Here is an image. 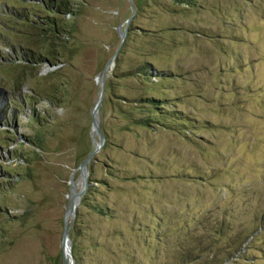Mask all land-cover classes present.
Instances as JSON below:
<instances>
[{
  "label": "rangeland",
  "instance_id": "rangeland-1",
  "mask_svg": "<svg viewBox=\"0 0 264 264\" xmlns=\"http://www.w3.org/2000/svg\"><path fill=\"white\" fill-rule=\"evenodd\" d=\"M69 1L0 0V264H62L83 186L78 264H264V0Z\"/></svg>",
  "mask_w": 264,
  "mask_h": 264
},
{
  "label": "trees",
  "instance_id": "trees-1",
  "mask_svg": "<svg viewBox=\"0 0 264 264\" xmlns=\"http://www.w3.org/2000/svg\"><path fill=\"white\" fill-rule=\"evenodd\" d=\"M69 2H70L69 0H66V1H63V0H59V1L51 0V4L50 5H46L45 4L46 0H44V4L47 6V8L51 7L54 15H61V16H62V14H69V12H71V8L72 7L70 6ZM171 2H174L176 4H183V5H186V6H190L192 4V0H171ZM26 22H30V24L34 25L36 31H38V33L36 34V38L35 39H37L38 42L40 43L39 47H40L41 50H39L38 57H33L32 59L27 58V59H24V60L25 61L26 60L31 61V62H33L32 64H36V63H39V62H42V61H48L50 63H55V61H58V59L54 57V54H55V51H54L55 49L54 48L55 47H54L53 44L55 43V40H57L59 38V36H60V32L61 31L58 28L59 22L54 21V19H52L51 17L48 18L47 23L44 22L43 24H42V22L38 23L35 20H30V19H26ZM24 56H26V55H24ZM148 64L149 63H147L143 67V68H146V69H148V68L151 69V71H148L147 73L143 74V75H146L147 79L150 78V74L153 75V76L161 75V72L152 69ZM143 68L142 69H138L136 72L139 75H141L140 73L144 72ZM156 78H158V77H156ZM144 102L146 104H148V106L151 109L155 110L156 112L161 110V106L166 105L165 102L160 101V100L155 99V98H144L140 103H144ZM16 109L20 110V107H17ZM160 114H162V117L167 120L168 117H166V118L164 117V116H166L167 113H165V114L164 113H160ZM152 120L151 121H145L144 120L140 124L143 125V126H151L150 123L153 122ZM72 245H74L73 241H72ZM71 250H72L73 257H74V263L78 264L79 260H78V258L75 256V254L73 252L74 251V246L72 247Z\"/></svg>",
  "mask_w": 264,
  "mask_h": 264
},
{
  "label": "water",
  "instance_id": "water-1",
  "mask_svg": "<svg viewBox=\"0 0 264 264\" xmlns=\"http://www.w3.org/2000/svg\"><path fill=\"white\" fill-rule=\"evenodd\" d=\"M130 3H131V0H130ZM132 13H134V11L132 10ZM125 36V31L121 32L120 34V38H121V41L123 40ZM113 60V57L108 61V63L106 64L105 68H104V71L102 73V79H101V92H100V96H99V99L95 105V108H94V111H93V120H92V127L96 133V135L98 136L99 138V143L96 145L94 151L92 153H90L88 155V157L82 162V164L80 165V170H81V174L83 176V179L85 180L86 178V164L88 163V161L90 160V158L98 153L102 143H103V136L100 132V129H99V123H98V120L95 119L94 115L98 113V108L100 106V103L103 99V96H104V79H105V75H106V72L111 64ZM84 187L83 186V189H81L80 192L78 193H75L73 192L74 196H73V199L71 201V204H70V207H69V211L66 213V216H65V220H64V228H63V233H62V241H61V247H62V264H68L69 261H71L72 264H74V261H73V258H72V254H71V242H70V239H69V230H70V227H66V222L68 220V218L70 217V215H75V210H76V207L80 201V197L83 193V190H84ZM74 199L76 200V202L74 203ZM68 241L69 244H70V248H69V252L71 254V258L70 260L68 261L64 255V245H65V242Z\"/></svg>",
  "mask_w": 264,
  "mask_h": 264
},
{
  "label": "bare ground",
  "instance_id": "bare-ground-1",
  "mask_svg": "<svg viewBox=\"0 0 264 264\" xmlns=\"http://www.w3.org/2000/svg\"><path fill=\"white\" fill-rule=\"evenodd\" d=\"M95 119L98 120L97 114L94 115ZM76 202V200L74 199V203ZM69 248H70V244L68 241L65 242L64 245V253H65V257L66 259L69 261L71 258V254L69 252ZM68 264H72L71 261L68 262Z\"/></svg>",
  "mask_w": 264,
  "mask_h": 264
}]
</instances>
